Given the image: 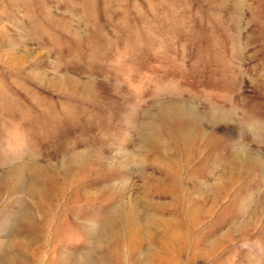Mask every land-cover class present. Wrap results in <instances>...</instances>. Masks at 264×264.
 <instances>
[{
	"label": "rangeland",
	"instance_id": "374dc122",
	"mask_svg": "<svg viewBox=\"0 0 264 264\" xmlns=\"http://www.w3.org/2000/svg\"><path fill=\"white\" fill-rule=\"evenodd\" d=\"M0 264H264V0H0Z\"/></svg>",
	"mask_w": 264,
	"mask_h": 264
}]
</instances>
